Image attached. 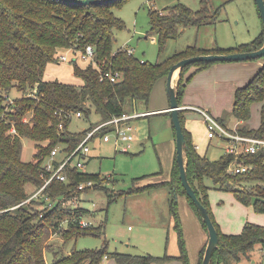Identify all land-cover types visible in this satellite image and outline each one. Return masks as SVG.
I'll list each match as a JSON object with an SVG mask.
<instances>
[{
	"label": "trees",
	"instance_id": "1",
	"mask_svg": "<svg viewBox=\"0 0 264 264\" xmlns=\"http://www.w3.org/2000/svg\"><path fill=\"white\" fill-rule=\"evenodd\" d=\"M117 1L122 0L87 5L61 0H0V264H102L105 257L114 258L118 264H152L173 259L191 264L179 213V194L187 196L207 230L196 205L182 184L175 155L169 180L138 185L137 179L157 175L160 171L145 174L136 177L133 186L127 191L118 194L148 192L165 186L171 190L170 210L178 232V255L167 252L154 255L109 251L107 244H104L101 248L73 249L67 254L54 250L52 260L46 259L45 252L52 245L50 238L55 232L61 233L65 240L91 229L96 234L104 233V223L89 227L73 223L60 228L59 224L65 218L75 215L81 217L89 209L72 208L60 203L51 207L45 196L32 197L45 182L41 172L51 150L58 145L64 150H72L86 134L85 130L78 131L71 127L76 118L72 114L80 110V118L87 119L90 122L87 129H91L95 124L127 111L125 105L128 99L133 104L139 99L148 102L155 83L160 78H167L171 65L181 58L200 53L252 50L264 43L262 29L254 40L232 47L206 49L194 44L163 59L142 60L133 52L130 53L128 48H114L116 31L125 27L124 19L112 9ZM202 1L199 9L178 2L161 10L150 11L151 31L159 35L160 54L165 50L167 39L177 37L183 27L201 25L216 19L218 10L211 9L207 0ZM88 45L95 48L96 66L89 62L82 66L76 56L70 59L74 73L83 80L82 83L45 79L49 63L64 61L60 57L63 48H72L76 53L86 50ZM212 63L198 61L183 69L177 84L180 105L187 80L191 77L186 76V71L193 65L203 69ZM105 71H119L120 77L117 80L109 77L102 79V72ZM13 89L19 90L21 94L13 95ZM11 95L13 102L10 100ZM257 101H263L262 125L259 128L238 126V131L264 137V65L255 78L237 88L234 115L241 121L247 120L251 115L252 104ZM60 110L63 112L58 114ZM160 113L171 115L170 111ZM180 117L186 136L184 151L189 179L207 206L219 232L220 243L210 264H238L243 256L251 254L256 244L264 248V224L248 221L240 233L223 232L210 204L209 195L213 186L206 179L211 178L215 187L233 191L239 201L244 204L253 203L256 211L264 213V149L242 154L240 158L253 163V168L242 173H231L228 167L236 158L235 154L223 153L219 158L211 159L201 153L186 127L184 109L180 110ZM219 120L230 130L234 129L224 119ZM62 121L64 127L60 128ZM25 137L35 142L31 160L22 157ZM66 170L71 182L67 184L58 179L51 181L44 189L50 198L55 199L78 190L77 185L81 181L94 179L97 181L96 188H100L110 180L109 176L88 173L76 167H68ZM29 185L33 189L30 190ZM80 191L77 192L80 194ZM113 195H110L112 200L117 196ZM205 248L206 245L200 251L198 264H202Z\"/></svg>",
	"mask_w": 264,
	"mask_h": 264
},
{
	"label": "rangeland",
	"instance_id": "2",
	"mask_svg": "<svg viewBox=\"0 0 264 264\" xmlns=\"http://www.w3.org/2000/svg\"><path fill=\"white\" fill-rule=\"evenodd\" d=\"M178 2L194 9L201 8L203 4L202 0H122L115 2L112 9L117 16L124 19L125 27L116 31L114 48L132 49L134 55L140 59L156 61L185 49L188 45L195 44L197 47L213 49L219 45L227 47L250 42L263 29V22L255 0H207L211 9L218 10L216 19L201 25L183 27L177 37L167 39L165 50L160 54L159 35L151 31L150 11L161 10ZM248 60L252 64L255 63V68L245 71L246 76L249 74L246 82L257 75L259 71L257 64L262 62V57ZM82 61L88 62V60L81 59ZM229 62L236 63L235 61H217L216 63ZM46 74L50 77L58 75V77L74 83L82 80L74 73V65L70 60H64L60 64L48 65ZM246 76H244L245 78L242 77L241 81L246 79ZM197 81L198 79L195 83ZM241 86L243 85L241 84ZM233 89L231 90L230 86H223L219 83L217 87L212 88L213 91H195L196 96L198 95L195 96V101L206 107L207 111L215 117H222L227 125H236L237 128L238 126L259 128L263 122V101L254 102L251 106L250 117L241 121L234 115L235 90ZM12 94L19 95L21 92L13 89ZM169 100L167 78L163 77L155 83L148 102L139 99L136 104H133L128 99L125 108L131 112L158 108L169 104ZM206 100H213L214 106L210 103L205 106L204 101ZM219 111L222 114H218ZM193 112L195 114H186V118H188V124L195 129V144H198L199 151L207 154L209 158H219L225 151L224 149L231 145V142L217 136L211 139L206 137V123L203 113L198 109ZM132 123L137 129V139L128 152H124L120 148L116 151L112 142L95 139L92 141L93 158L83 169L88 173H100L103 176H109L110 179L108 182L105 181L104 187L89 189L84 193V197L87 199L85 206L89 209L84 216L87 219H92L96 226L104 223V233L102 235L96 234V231L91 229L87 233H81L68 240H65L61 233L52 234L50 238L52 245L45 252L47 260H52L54 250H60V252L67 254L73 249L101 248L104 244H107L109 251L155 253L146 250V247H156L153 244L155 243L154 237L163 232L164 224L167 222L168 225L169 218H171L168 205L170 189L163 187L152 193L139 192L125 195L118 193L127 191L133 186L136 177L145 174L160 171L157 175H148L137 179L136 183L145 184L155 181V176L159 175L160 178H171L174 156L171 149L169 153L167 144L174 139L175 131L172 116L160 112L137 117L133 119ZM89 125L90 122L87 119L76 117L71 127L79 131ZM34 151L35 142L28 137L23 138L22 157L25 160H31ZM206 182L213 186L210 189V204L214 203L212 212L214 216L216 215L215 219L217 218L218 223L222 221L219 225L222 226L223 232L240 233L248 221L264 224V213L256 211L253 203L244 204L236 198L233 191L215 187L211 178H207ZM29 189H33V186L29 185ZM113 194L117 196L112 200L110 195L115 196ZM167 230L165 234L168 237ZM128 241L131 245L126 246ZM251 253L252 256H243L238 263L264 264V248L260 244H256ZM253 257L255 262H253Z\"/></svg>",
	"mask_w": 264,
	"mask_h": 264
},
{
	"label": "built area",
	"instance_id": "3",
	"mask_svg": "<svg viewBox=\"0 0 264 264\" xmlns=\"http://www.w3.org/2000/svg\"><path fill=\"white\" fill-rule=\"evenodd\" d=\"M129 52H132V49H128ZM95 48L92 45H88L86 50L77 51L74 53V56L81 58L83 60H88L89 63H92L96 66L94 59ZM61 59L68 60L66 54L60 55ZM104 77H109L111 80H117L120 77V72L105 71L102 72V79ZM30 95H35L33 92H29ZM11 102H13V97H10ZM203 113L204 121L206 123V134L208 138H213L215 136L226 139L231 142V145L226 147L224 150L225 153H234L236 158L231 162L228 167V171L231 173H242L253 168V163H249L245 160H242L240 156L242 154L256 153L264 149V137L243 134L238 131V128L230 130L225 126L218 117H215L213 114L207 110L196 107ZM63 111H59L58 114H61ZM67 115L69 112H65ZM150 111H125L120 115H115L111 118L103 120L95 124L91 129L84 128L86 131L85 136L75 146L72 150H64L62 146H55L47 160L44 163L41 175L45 178V182L41 185L32 197L45 196L49 206H55L57 204H62L63 206H71L72 208L81 207L83 194L86 192L87 188L94 189L97 186V181L94 179H88L85 181L79 182L77 185L78 190H81L80 194L78 190H72L70 194H65L56 197L55 199L50 198V195L44 193L46 186L53 180L58 179L67 184L71 182V178L68 175V167H76L80 170H83L86 167L87 162L91 157L92 150V141L99 139L104 142H112L116 148H119L128 152L132 147L134 142L137 139V129L133 125V119L141 116H146L150 114ZM82 112L80 110L76 111L73 118H80ZM64 127L63 121L60 122V128ZM105 129V130H103ZM103 130V132H101ZM198 148V144H196ZM79 224L82 227H89L95 225L92 220L87 219L84 215L81 217L70 216L62 220L59 224L60 228L68 227L70 224ZM55 232L53 234H57Z\"/></svg>",
	"mask_w": 264,
	"mask_h": 264
},
{
	"label": "crops",
	"instance_id": "4",
	"mask_svg": "<svg viewBox=\"0 0 264 264\" xmlns=\"http://www.w3.org/2000/svg\"><path fill=\"white\" fill-rule=\"evenodd\" d=\"M221 47H223V46H221ZM227 47H232V46H227ZM61 53L66 54L68 56V60H70L74 56V52H73L72 48H63L61 50ZM231 61H235L236 63H231V62H229V63H216V62H213L211 65H209L208 67H205L203 69H198V67L195 65H193L189 69L186 76L187 77L191 76V77L189 80H187L186 91L183 95L182 105H181L183 107L182 109H184V114L186 117H187L186 114H190V113L195 114L193 111L195 109H197L196 107H200V108L207 110V108L204 107L203 105L196 103L195 91L208 92V91L212 90V88H215V86L217 87V85L219 83H221L223 86H225V85L230 86L231 90L234 88L233 90H235V92H236L237 88L239 86H241V84L245 85L247 82H249V81L246 82V80L249 77L248 71L255 68V63L252 64L251 62H249V60L248 61L231 60ZM78 62L82 66H85V65H87L86 63H88L86 61H82V62H85V63H82L81 58H78ZM50 64H60V63L51 62L48 65H50ZM257 65L259 66V67H257L258 70H260L261 67L264 65V58L263 57H262V62H258ZM47 68H48V66H47ZM246 70H248L247 76L245 74ZM244 76H246V79L241 81V78ZM45 79H47V80L59 79V80L64 81V82L74 83L68 79H64L62 77L60 78V77H58V75L50 77L46 73H45ZM197 79H198V81L195 83V81ZM82 82H83V80H80V81L75 82V83L80 84ZM231 83H232V85H230ZM237 84H239V85H237ZM234 100H235V95H234ZM209 103L214 106L213 100L204 101L205 106H207V104H209ZM216 106H218V105H216ZM169 107H170V100H169V104H167V105H162L161 107H158V108L143 109L140 111H150L152 113H157V112H163L165 109H167ZM210 108L213 110L212 107H210ZM152 113H150V114H152ZM218 114H222V112L219 111ZM190 117H191V115H190ZM218 118L222 119V117H218ZM186 127L191 132L193 142L195 143V129H194V127H192V125L188 124V118H186ZM236 127L237 126L234 125V128H236ZM85 128H87V127H85ZM206 137H207V134H206ZM167 147H168L169 153H170V149H171L173 156H174L173 158L175 160L176 134H175L172 142L169 141V143L167 144ZM115 150H116V148H115ZM92 156L93 155H92V150H91V157H90L89 161L87 162L86 167L89 164L90 160L93 158ZM155 178H156L155 181L169 180L170 179V178H168V179L160 178V175L155 176ZM155 181H152V182H155ZM145 184H147V183H145ZM138 185H143V184H138ZM162 188L163 187L155 188L152 191H148V192L152 193L155 190L162 189ZM170 192H171V190H170ZM168 193H169V191H168ZM169 195H170V197H168V200H169L168 205H169V210H170V198H171L172 193ZM86 200L87 199H86V197H84V194H83L81 207L86 208V206H85ZM178 205H179V213H180L181 220H182L183 233L185 236L186 245H187V249H188V253H189L190 263L191 264H198L200 251L207 244L208 239H209L208 231L204 228L199 216L197 215L194 208L191 206L186 195H184V194L178 195ZM211 208L213 211L214 210V203L213 204L211 203ZM170 213H171V210H170ZM170 215H171V218H169L168 225H167V222L164 224L165 226L163 228L164 229L163 232L156 234V236H155L156 238L154 237L155 243H153V244L156 245V247H153V248L146 247L147 248L146 250H151V251H153V253L155 252L154 255H156V254L163 255L165 252L172 254V255H178L180 253L178 232L175 228V218H174L172 213ZM90 220H92V219H90ZM253 222H257V221H253ZM221 223H222V221H221ZM221 223H220V225H221ZM257 223H259V222H257ZM166 230H167L168 237L165 234ZM226 233H228V231ZM128 245H131V243L129 241L126 242V246H128ZM121 249L125 250L123 248H121ZM248 256H252V253ZM253 262H255L254 257H253ZM102 264H118V263L112 257H105V258H103ZM152 264H183V263L179 259H173V260L163 262V263H152ZM221 264H223V263H221Z\"/></svg>",
	"mask_w": 264,
	"mask_h": 264
},
{
	"label": "water",
	"instance_id": "5",
	"mask_svg": "<svg viewBox=\"0 0 264 264\" xmlns=\"http://www.w3.org/2000/svg\"><path fill=\"white\" fill-rule=\"evenodd\" d=\"M64 2H74L80 4H95L100 2H108L111 0H61ZM256 5L258 7L259 14L261 16L263 22L264 29V0H255ZM264 56V43L261 47L246 50V51H235L229 53H221V52H209V53H200L192 56H187L181 58L177 62L171 65V68L167 75V87L170 98V107L167 108L170 111L172 116L173 126L176 131V159L180 168V178L182 180V184L186 190L187 195L193 200L196 205L202 220L207 226L209 239L206 244L202 264H210L213 253L216 248H218L220 243V237L218 229L209 213L207 206L201 201L199 198L196 189L192 185L186 166L185 159V151L184 147L186 144V136L183 130L180 110L183 108L179 103V96L177 92V84L181 78L183 69L189 64L198 62V61H206V62H217V61H231V60H248L255 59Z\"/></svg>",
	"mask_w": 264,
	"mask_h": 264
}]
</instances>
